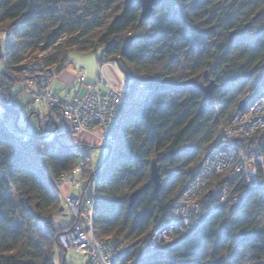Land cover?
Returning <instances> with one entry per match:
<instances>
[{
	"label": "trees",
	"instance_id": "obj_1",
	"mask_svg": "<svg viewBox=\"0 0 264 264\" xmlns=\"http://www.w3.org/2000/svg\"><path fill=\"white\" fill-rule=\"evenodd\" d=\"M0 36L6 43L0 117L6 122L18 119L10 105L12 76L37 53L57 73L71 53H93L98 63L110 62L134 86L150 90L143 103L117 117V147L96 169L94 227L100 240L130 243L122 264H264V169L257 187L240 186L236 201L209 213L210 194L225 182L217 176L202 196L206 223L164 251L148 249L150 233L171 216L239 103L250 105L264 93V0H168L148 19L139 0H0ZM191 81H214L212 100L205 102ZM1 124L0 264H54L60 236L71 227L55 225L61 204L55 182L88 145L80 150L40 136L16 140ZM239 144L264 158V132ZM153 163L161 176L158 194Z\"/></svg>",
	"mask_w": 264,
	"mask_h": 264
},
{
	"label": "built area",
	"instance_id": "obj_2",
	"mask_svg": "<svg viewBox=\"0 0 264 264\" xmlns=\"http://www.w3.org/2000/svg\"><path fill=\"white\" fill-rule=\"evenodd\" d=\"M107 69L113 72L115 79L108 76ZM56 71V66H45L41 59L34 58L20 64L14 77L36 105L59 109L71 134L91 135L107 148L108 153H114L117 147L114 135L117 117L125 108L143 103L150 90L144 86H134L131 80L121 76L113 64L103 61L99 63L97 77L89 78L84 71L79 73L77 84L85 90L83 95L72 98L59 96L53 93ZM262 132L264 93L221 128L219 143L204 156L196 176L175 199L171 216L150 233L149 252L166 250L180 237L206 223V203L202 196L217 176L224 175L225 182L216 193L210 194L209 213L218 212L236 201L240 186L254 188L261 183L263 156L244 151L239 142ZM88 148L84 149L86 156L79 160L71 172L61 174L55 182L59 188L67 184L82 189L78 195L69 191L65 197L74 224L61 234L59 246L66 252L86 253L88 264H122L129 247L116 238L100 240L94 227L100 171H88ZM72 174H81V177L68 182ZM86 186L87 194L83 191Z\"/></svg>",
	"mask_w": 264,
	"mask_h": 264
},
{
	"label": "rangeland",
	"instance_id": "obj_3",
	"mask_svg": "<svg viewBox=\"0 0 264 264\" xmlns=\"http://www.w3.org/2000/svg\"><path fill=\"white\" fill-rule=\"evenodd\" d=\"M5 49H6L5 39L3 38V36L2 37L0 36V57L1 55L3 56L5 55ZM74 53H78V52H74ZM72 54L73 53L70 54V58H72ZM82 54H84L86 58L95 61L96 56L93 53H82ZM43 55L44 54L37 53L34 55V57L37 56V59H41ZM82 71L84 70L80 69V72ZM4 72H5V63L4 61L0 60V78ZM12 78L16 82L14 75L12 76ZM57 78H58V73H56V79L54 83L56 82ZM19 84L20 83L17 82V84L12 89V96L10 103V105L13 106L12 108L18 113L17 116L18 119L17 121L15 119H11L9 122H6L0 117L2 128L4 127L7 131H9L10 134L16 140H21V141L22 140L25 141V139L27 140L32 136H40L43 139H47V140L56 139L57 142L61 141L63 142L64 145L69 147L77 146L80 150H83L82 145H88L89 154L87 155L88 157L87 160L89 161V169L96 170L100 166V164L107 158L108 156L107 148L103 147L96 138L88 134H81L79 136H76L69 133L68 135H66L67 127L62 121L61 112L59 110H51V108L40 107L36 105L31 99V97L26 93L24 89L21 88ZM70 98H72V96H70ZM4 111H5L4 106L2 105V103H0V114L2 115ZM16 125H18L20 128L17 129ZM78 156L80 158H83L86 156V154L84 151H79ZM57 188L60 190V196H61L62 188L59 187ZM68 193L69 191L64 196H61V198L63 197L64 204H65V197ZM9 196L15 199L14 192H11ZM65 206L67 207L66 204ZM69 212L71 213L70 210ZM259 220L262 223V225H264V213L259 217ZM124 243L128 247L130 246V243L128 242L124 241ZM59 250L62 254L66 253L65 250H64L65 252L62 251L63 249H59ZM62 257L63 255L61 257H59V255H56L54 257V264H64ZM87 258L88 256L84 252L69 251L67 252L65 264H84V261L87 260Z\"/></svg>",
	"mask_w": 264,
	"mask_h": 264
},
{
	"label": "crops",
	"instance_id": "obj_4",
	"mask_svg": "<svg viewBox=\"0 0 264 264\" xmlns=\"http://www.w3.org/2000/svg\"><path fill=\"white\" fill-rule=\"evenodd\" d=\"M80 69H83L86 76L89 78L97 77L99 74V63L97 61V57L95 58V61H93L89 58H86V56L82 53H73L72 58L69 59V62L63 68H61V71L58 73V78L53 85V93L59 96L67 97L83 95L85 90L77 84V78L79 76ZM106 72L111 79H115L114 74L110 69H107ZM88 170L90 171L89 166ZM79 177H81V174H72L67 181L72 182ZM68 191H70L72 194L78 195L82 192V189L64 184L61 190V196H64ZM54 222L56 227L60 229L70 227L73 224L72 215L63 203V197L61 198L60 209L55 215ZM56 255H59V257L63 255L62 260L65 264L67 252L62 254L60 250L57 249L55 252V256ZM84 264H88V258L84 261Z\"/></svg>",
	"mask_w": 264,
	"mask_h": 264
},
{
	"label": "water",
	"instance_id": "obj_5",
	"mask_svg": "<svg viewBox=\"0 0 264 264\" xmlns=\"http://www.w3.org/2000/svg\"><path fill=\"white\" fill-rule=\"evenodd\" d=\"M165 1H168V0H139V4L142 9V19H148L153 13V10ZM232 38L233 36H231V39ZM190 84L202 92L203 100L205 102H209L212 100L213 94L215 90L217 89V85L215 84L214 81H210L208 84H204L202 82L191 81ZM246 105L247 104L245 100L241 101L238 106V111L242 112L246 108ZM151 179L156 186V194H158L159 189H160V184H161V176H160L157 163H153L151 166ZM139 194H140V191H136L130 195L129 200H130L131 207L134 206V204L138 200Z\"/></svg>",
	"mask_w": 264,
	"mask_h": 264
},
{
	"label": "bare ground",
	"instance_id": "obj_6",
	"mask_svg": "<svg viewBox=\"0 0 264 264\" xmlns=\"http://www.w3.org/2000/svg\"><path fill=\"white\" fill-rule=\"evenodd\" d=\"M128 250H129V249H128ZM129 255H130V252L128 251V254H127V256H126V259H127V257H128ZM126 259H125V260H126Z\"/></svg>",
	"mask_w": 264,
	"mask_h": 264
}]
</instances>
